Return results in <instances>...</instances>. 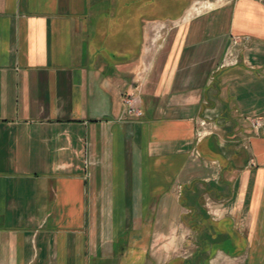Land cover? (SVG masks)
Segmentation results:
<instances>
[{
  "label": "crops",
  "instance_id": "1",
  "mask_svg": "<svg viewBox=\"0 0 264 264\" xmlns=\"http://www.w3.org/2000/svg\"><path fill=\"white\" fill-rule=\"evenodd\" d=\"M179 11L0 0V264H264V0Z\"/></svg>",
  "mask_w": 264,
  "mask_h": 264
},
{
  "label": "rangeland",
  "instance_id": "2",
  "mask_svg": "<svg viewBox=\"0 0 264 264\" xmlns=\"http://www.w3.org/2000/svg\"><path fill=\"white\" fill-rule=\"evenodd\" d=\"M152 2H155L154 3V5H152V14H151V16H150V18L152 19V20H154L153 18L154 17H157L158 15H160L159 13H158V11H156V10H158V8H160L161 7V5H162V7L164 6L165 7V5H166V7L167 6H169V5H171V6H173L174 4H173V2L172 1H175V0H158V3H157V0H151ZM197 2V1H199V0H179V3H181L182 2V4H187V3H189V2ZM202 1H206V0H202ZM211 1H216V0H211ZM201 2V1H200ZM173 4V5H172ZM178 5V4H177ZM161 7V8H162ZM167 8H170V7H167ZM164 10V9H163ZM175 12V11H174ZM174 12H172V13H170V12H168L167 13V15L168 16H171L172 14H174ZM155 14V15H154ZM161 16V15H160ZM163 17V16H162ZM159 20V19H158ZM229 57H232L233 58V56H229ZM260 117H264V115L263 116H260ZM260 117H255V118H252V119H250L249 121H248V123H249V126H250V128H248V131H250V130H253V132L255 133V132H259L258 130H256V129H254V127H253V125H252V123H253V120H255V119H257V118H260ZM205 123V125L202 127L201 125V128H203L202 130H203V132L205 133V131H204V128H208L209 127V125H208V123H206V122H204ZM210 132V130H208V134H211V132ZM207 134V135H208ZM235 143H234V145L237 147V148H240L241 147V149H244L246 152H249V150H248V147H247V145L245 146L244 144L246 143V138H245V136H242V135H240V139L238 138V139H236L235 141H234Z\"/></svg>",
  "mask_w": 264,
  "mask_h": 264
},
{
  "label": "built area",
  "instance_id": "3",
  "mask_svg": "<svg viewBox=\"0 0 264 264\" xmlns=\"http://www.w3.org/2000/svg\"><path fill=\"white\" fill-rule=\"evenodd\" d=\"M241 39L232 38V47L239 46L241 43ZM230 56H233V54L230 53ZM124 105L126 109V113L132 117L140 118L143 115V112L139 108V101L133 96L129 95L124 98ZM205 125L204 122L201 123V126L203 127ZM254 129L258 130L259 132H264V117L257 118L253 120L252 123ZM199 135H202V132L200 131Z\"/></svg>",
  "mask_w": 264,
  "mask_h": 264
},
{
  "label": "trees",
  "instance_id": "4",
  "mask_svg": "<svg viewBox=\"0 0 264 264\" xmlns=\"http://www.w3.org/2000/svg\"><path fill=\"white\" fill-rule=\"evenodd\" d=\"M154 1V0H153ZM173 2V6H171V5H169V6H167V7H170V8H167L166 7V5H165V7L163 6L162 7V5H161V7L160 8H158V10H156V11H158V13L161 15H158L157 17H154L153 19H170V18H174V17H176V16H179L180 15V13H181V11H179V9L182 7H185V5L184 4H182V2L181 3H179V0H175V1H172ZM154 3L155 2H152L151 0H150V4H151V7H152V5H154ZM157 3H158V0H157ZM178 4V5H177ZM164 9V10H163ZM175 11V12H174ZM168 12H170V13H172V12H174V14H172L171 16H168L167 15V13ZM150 14H152V8H151V13ZM155 15V14H154ZM163 16V17H162Z\"/></svg>",
  "mask_w": 264,
  "mask_h": 264
}]
</instances>
